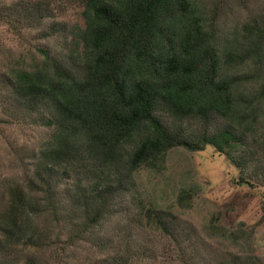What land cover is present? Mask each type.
I'll return each instance as SVG.
<instances>
[{"label": "trees", "instance_id": "trees-1", "mask_svg": "<svg viewBox=\"0 0 264 264\" xmlns=\"http://www.w3.org/2000/svg\"><path fill=\"white\" fill-rule=\"evenodd\" d=\"M66 1L82 25L58 21L49 0L0 7L12 36L46 43L1 74L5 115L43 134L0 186V264H72L84 248L92 264H251L210 256L191 223L142 199L134 174L209 146L240 185L264 189V0ZM191 199L181 189L177 206Z\"/></svg>", "mask_w": 264, "mask_h": 264}, {"label": "rangeland", "instance_id": "rangeland-1", "mask_svg": "<svg viewBox=\"0 0 264 264\" xmlns=\"http://www.w3.org/2000/svg\"><path fill=\"white\" fill-rule=\"evenodd\" d=\"M49 1L58 21L68 26L82 25L79 6L66 0ZM3 2L7 0H0V7ZM244 18L236 12L228 19V25L241 23ZM42 37L37 31H31L16 38L0 23V79L7 68L30 64L35 48L46 44ZM5 114L0 106V186L6 179L19 175L20 149H33L43 134L40 129L19 126L12 116ZM238 178V171L228 159L209 146L200 153L174 148L166 155L164 170L141 167L134 174L142 199L157 210L170 211L191 223L210 246V256L218 251L249 257L251 264H264V189L240 185ZM181 189L192 195L189 208L177 206ZM228 233H240L241 237L232 243L223 236ZM88 252L84 248L81 259L72 264H92ZM90 254L93 256L92 251ZM148 264H177V261L173 254H168L166 259Z\"/></svg>", "mask_w": 264, "mask_h": 264}]
</instances>
